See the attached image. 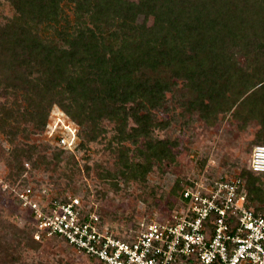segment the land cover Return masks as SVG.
<instances>
[{
	"label": "trees",
	"instance_id": "obj_1",
	"mask_svg": "<svg viewBox=\"0 0 264 264\" xmlns=\"http://www.w3.org/2000/svg\"><path fill=\"white\" fill-rule=\"evenodd\" d=\"M12 1L17 14L0 25V87L16 99L14 110L0 109V131L16 136L30 121L44 129L54 104L88 140L109 119L120 137L143 140L139 154L146 161L127 159L122 173L144 179L154 160L175 159L174 143L152 136L153 109L182 82L189 107L203 116L223 104L236 106V115L241 106L258 113L264 144V0H68L76 17L58 29L59 42L43 39L32 22L58 21L62 0ZM31 149L14 150L20 171ZM262 174L249 167L239 175L251 206L264 213L253 204L264 202Z\"/></svg>",
	"mask_w": 264,
	"mask_h": 264
},
{
	"label": "rangeland",
	"instance_id": "obj_2",
	"mask_svg": "<svg viewBox=\"0 0 264 264\" xmlns=\"http://www.w3.org/2000/svg\"><path fill=\"white\" fill-rule=\"evenodd\" d=\"M60 7L58 21L32 22L33 30L43 39L61 41L58 29L75 20L74 3L62 0ZM16 14L12 0H0V25ZM138 21L143 22L144 16ZM152 22L150 18L147 24ZM239 61L244 58L239 56ZM189 98V91L179 82L167 92L164 105L153 109L157 125L152 136L174 143L175 159L154 160L144 179L122 173L127 159L146 161L139 154L143 140L134 143L120 137L116 123L109 119L101 122L97 139L88 140L87 133L79 135V125L54 104L46 128L30 121L19 127L16 136L0 131V264H101L59 238L38 239L37 231L32 237L35 217L32 208L17 197L19 188L31 187L34 198L43 205L53 197L77 196L100 216L103 226L122 236L136 234L152 220L171 219L183 207L180 192L184 187L221 176L234 177L248 169L261 130L258 113L241 106L236 115V106L228 109L223 104L203 116L200 109L189 107ZM15 99L14 95L4 96L0 87V109L6 105L14 110ZM57 117L62 125L78 128L74 148L58 146L57 133L48 130ZM17 148L33 151L32 159L23 157L22 171L14 158ZM260 185L264 190V174ZM253 204L264 209V202Z\"/></svg>",
	"mask_w": 264,
	"mask_h": 264
},
{
	"label": "built area",
	"instance_id": "obj_3",
	"mask_svg": "<svg viewBox=\"0 0 264 264\" xmlns=\"http://www.w3.org/2000/svg\"><path fill=\"white\" fill-rule=\"evenodd\" d=\"M58 120L48 130L57 133L58 146L74 148L78 128ZM249 167L264 173V144L254 146ZM16 194L32 208L36 238L57 235L101 264H264V213L251 206L239 174L186 186L183 207L171 219L152 220L122 236L77 196L43 205L31 187Z\"/></svg>",
	"mask_w": 264,
	"mask_h": 264
}]
</instances>
